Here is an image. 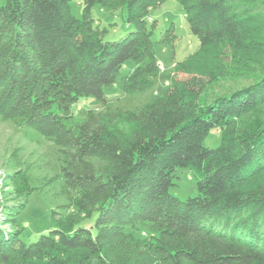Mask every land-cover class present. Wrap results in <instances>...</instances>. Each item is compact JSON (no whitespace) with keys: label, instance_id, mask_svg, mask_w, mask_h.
<instances>
[{"label":"trees","instance_id":"1","mask_svg":"<svg viewBox=\"0 0 264 264\" xmlns=\"http://www.w3.org/2000/svg\"><path fill=\"white\" fill-rule=\"evenodd\" d=\"M71 1L0 5V121L58 152L56 164L7 175L22 198L8 210L13 223L34 191L54 210L33 243L0 229V264H264V0H175L198 46L171 85L136 111L88 109L78 120L79 100L104 105L117 80L125 93L153 88L148 19L163 0H79V17ZM95 6L124 12L128 32L106 40ZM219 83L229 90L200 103ZM212 130L220 141L209 147ZM184 170L196 192L181 200L170 189Z\"/></svg>","mask_w":264,"mask_h":264},{"label":"rangeland","instance_id":"2","mask_svg":"<svg viewBox=\"0 0 264 264\" xmlns=\"http://www.w3.org/2000/svg\"><path fill=\"white\" fill-rule=\"evenodd\" d=\"M2 3L3 0H0V5ZM70 10L72 14L79 17L81 15L80 1L72 0ZM92 13L96 23L101 27H107L106 40H117L130 29L123 21L124 12H113L109 8L95 6ZM148 22L155 26L152 41L155 42V62L159 64V74L153 88L141 93H125L122 82L117 80L113 85L103 89L106 97L104 105L92 98H81L74 111L75 120L79 119L81 112L88 109L106 112L110 115L136 111L153 102L171 85L176 63L192 55L198 43L188 30L182 7L175 0H163L157 3L149 14ZM169 40L172 45L167 42ZM132 66V62H127L121 70V74L128 73ZM175 79L184 82L188 80V77L178 73L175 75ZM228 90L226 84L210 85L200 97V103L225 94ZM120 128L126 130V127L121 126ZM220 135L218 130L210 131L205 139V144L209 147L218 145ZM57 158V149L50 142L38 139L32 131L21 129L10 121H0L1 231L21 230L19 238L26 244L33 243L41 235L48 234L52 228L51 212L54 210L50 196L44 190L34 191L28 196L25 207L15 216V223H13L11 216L7 215L8 210L15 211L22 203V198L11 192L13 187L7 183L6 177L20 168L23 169L29 164L37 165L45 159L56 164ZM43 174L41 175L43 176ZM261 179H264V175ZM195 192L194 173L188 170L181 172L179 179L176 180V186L170 189V193L181 200L194 196ZM90 222L92 224V221ZM90 222L85 221L84 224L88 225Z\"/></svg>","mask_w":264,"mask_h":264}]
</instances>
